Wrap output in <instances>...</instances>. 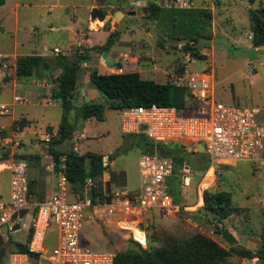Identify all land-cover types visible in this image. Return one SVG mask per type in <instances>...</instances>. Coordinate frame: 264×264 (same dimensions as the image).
I'll return each mask as SVG.
<instances>
[{"label":"rangeland","instance_id":"rangeland-1","mask_svg":"<svg viewBox=\"0 0 264 264\" xmlns=\"http://www.w3.org/2000/svg\"><path fill=\"white\" fill-rule=\"evenodd\" d=\"M149 1L151 0H146V4L140 6L133 14L129 13L133 6L128 0H108L114 5L106 11L110 15V20L115 23L112 31L116 32L108 52L109 56L115 59L116 65L108 66L104 73L130 72L137 68L141 70L142 78L164 83L179 81L175 68L180 65L185 67L186 64L193 70L206 68L214 74L218 99L227 104L258 107L264 110V77L258 70L260 65L264 67V45L257 48L251 45L249 23V9L257 7L262 0H255L254 3H250L249 0H188V7H177L174 0H154L167 8H211L212 36L208 41L199 42L198 53L201 58L194 57L190 61L186 60L184 55L187 54L186 51L179 48L185 41L164 36L157 21L148 18L146 6ZM96 2L95 0H4V3L0 5V25L2 26L0 53L16 52L19 55L39 53L44 50V45L50 49L56 46L62 51L72 53L75 50L87 49L88 60L80 64L82 68L78 71L83 76L85 72L94 69L92 59H100L101 54L92 48L93 45L79 44L83 37L75 30L73 31V28L86 29L89 21V5L97 4ZM53 4H67V6L53 7ZM108 5L109 3L106 2L98 7L106 9ZM114 11H123L125 15L117 19L113 16ZM73 15L76 16L77 21ZM16 21L17 31L15 32ZM51 25L54 26L53 30L49 29ZM103 28H110L109 21L104 22ZM92 30L95 31V29ZM103 33V29H100L98 35L91 38L92 42H100ZM14 39L17 42L15 49ZM161 42L163 45L160 44ZM8 55L7 57L3 55L0 63V81H5L0 82V106L4 105L5 110H8L0 114V125L10 123L12 114L18 118L21 114L26 115V111L33 113L31 118L34 119L32 121H37L36 126L42 122L55 125L61 118L62 109L55 100H52L53 96H51L52 99L49 98L50 104L43 102L34 105L29 102H14V95L21 97H27V95L20 86L14 87L13 81L7 82L14 74L13 56ZM101 61L104 63L102 58ZM117 63L121 65L120 68L117 67ZM32 78L33 75L25 77V80L31 83ZM92 101L105 105L104 119L93 118L91 127L85 128L86 138L79 141V148L83 153L111 155L112 163L109 167V179L105 182L106 187L119 188L125 184V188L136 190L140 185L141 176L139 159L143 154L142 147L145 140L148 141V139L144 135L142 139L139 135L123 134L120 129L119 110L110 108L111 101L100 91ZM84 102L89 101L88 99L83 102L73 100L74 107L68 114L75 130H81L83 126L80 111ZM13 124L5 129L0 128V132L5 131L7 136L18 140L20 137L13 136ZM32 129L36 130L34 127ZM21 141L19 139V145L10 148L15 158V155L23 154L20 149L25 148V144H21ZM40 141L37 140L43 145H49V142ZM193 143L190 140L172 141L161 147L174 160L183 158L189 161L188 171H184L183 165L167 183L169 188L173 189L172 196L179 201L186 200L191 205L189 210L193 211V215L188 214V211H182L180 216L172 217L171 230L156 226L151 228L152 224L142 219L138 227L137 220L129 223L119 221L112 223L113 229L107 228L106 223L102 221L84 222L80 231V244L95 251L110 250L116 254L118 251H126L133 247L134 244L130 239L134 240V237L145 241L141 244L134 240L141 247L147 248L148 246L159 247L165 240L161 236L163 232L181 239L189 238L199 232L230 251L229 257L223 264H260L255 258L247 259L236 255L233 250L235 248L255 249L260 244L261 235L264 234V156L262 155L258 161H221L219 167L214 168L210 165L205 153L181 148V145L188 147ZM71 147L72 143L67 140L58 145L57 149L65 152ZM4 168L5 165L0 163V170L3 169L0 171V193L6 195L9 171ZM123 172L126 174V183H124ZM186 176L189 177L188 185L184 184ZM203 189L212 193L219 191L230 193L232 205L237 210L220 222L211 220L210 215L205 214L201 207ZM32 190L29 193L30 199L33 202L41 200L35 192L31 193ZM198 196L201 202H197ZM28 226L29 218L26 217L18 231L14 234L9 233V236L14 241L25 243ZM154 231L158 233V236L160 235L159 241L150 239ZM56 240L57 229L51 223L46 230L44 241L49 251L56 245ZM3 241L8 251L13 244L11 245L7 238ZM4 255L2 256L3 264H7L6 255L5 257Z\"/></svg>","mask_w":264,"mask_h":264},{"label":"built area","instance_id":"built-area-1","mask_svg":"<svg viewBox=\"0 0 264 264\" xmlns=\"http://www.w3.org/2000/svg\"><path fill=\"white\" fill-rule=\"evenodd\" d=\"M174 2L177 7L189 6L188 0ZM53 51L61 53L58 47ZM186 53L187 61L194 59L190 52ZM2 57L0 55V63ZM178 80L177 83L184 85L188 92L190 108L186 113L189 114L179 113L172 106L154 103L119 109L122 133L144 135L153 146L151 152L140 156V185L136 190L106 187L112 158L109 154H102V195H96L92 200L89 191L93 182L90 179L86 180L82 193H74L64 174L65 156L61 155L56 189L47 199L32 206L27 162L15 158L10 149L19 145V139L13 140L0 134V154L8 152V158L1 159L0 163L10 172L8 199L0 200V237L7 238L1 232L2 225L8 228L17 224L21 226L24 223L23 212L30 206L33 208L27 230L30 232L27 251H8L7 264H114L113 251H95L80 244L84 222H98L104 217H111L112 223H116L122 220L119 216L124 214L128 222L137 220L138 227L139 216L148 211L157 210L164 217H176L182 211H189L191 205L186 200L176 202L169 191L167 182L173 176L175 162L160 152L167 142L193 141L191 146L186 147L189 151H197V145L201 143L212 167L220 165L221 161L260 159L264 151V110L227 104L218 99L214 74L206 68L193 70L185 64L184 73ZM43 85L39 83V86ZM13 99L16 103L29 102L27 97L17 95ZM5 109L4 105L0 106V112ZM13 136L18 137L16 134ZM53 136L48 135L42 141L49 142ZM85 138V131L74 130L69 138L71 150L78 155L83 154L79 141ZM183 169L188 171L185 165ZM184 184H189L188 176L184 177ZM197 202H201L199 196ZM51 223L56 226L57 240L49 251L44 241Z\"/></svg>","mask_w":264,"mask_h":264},{"label":"trees","instance_id":"trees-1","mask_svg":"<svg viewBox=\"0 0 264 264\" xmlns=\"http://www.w3.org/2000/svg\"><path fill=\"white\" fill-rule=\"evenodd\" d=\"M103 1V0H102ZM254 3L255 0H249ZM4 0H0V5ZM148 10V18L157 21L160 30L166 37L175 40L185 41L180 48L182 51L190 52L195 58H201L198 51L199 42L210 40L212 36V11L209 7L197 8H176L163 7L151 0L146 6ZM107 14L104 7H94L91 10V17L103 20ZM250 23V41L255 48L264 45V0L254 8L249 9ZM115 31H111L104 44L93 45L92 48L102 54L108 51L114 41ZM143 44L142 42L140 43ZM163 45V42L160 43ZM88 60V50H75L71 55L58 53L49 57L28 54L20 55L15 60V76L17 78L29 77L37 69L48 70L52 65L61 68L60 74L56 77V84L52 86V95L58 101L62 113L58 123L56 134L50 139L48 151L54 162V169L59 170L60 156L64 155V174L70 181L71 190L74 193H82L85 189L86 180L90 179L93 186L90 188L89 194L94 201L96 195H102L103 189V167L101 164L102 154L95 152H85L81 155L76 154L71 149L63 152L56 149V146L69 140L75 126L69 120V112L74 107L73 92L75 90L78 70L81 63ZM117 67L121 65L117 63ZM178 77L184 73V66L175 68ZM90 81L95 88L100 91L111 102L110 108L122 109L125 107L157 104L161 106H172L179 113H186L190 108L188 101V92L184 85L178 84L177 81H166L164 83L156 82L152 79L142 78L137 71L118 72V73H99L96 69L89 73ZM105 105L99 102H84L81 106L80 116L82 119L95 118L97 120L104 119ZM18 124V126H16ZM25 121H15L13 128L19 130L23 127ZM47 129L50 130L49 127ZM5 134V131L0 132ZM144 139L143 135H140ZM151 142L145 140L142 147L143 153L152 151ZM160 149L163 155L169 153ZM16 158L31 161L34 155L21 154L15 155ZM264 156V151H263ZM8 158V152L0 154V160ZM186 159L180 158L174 160L173 175L178 168H181ZM188 165L189 161H188ZM29 193L31 190V182L29 181ZM108 189L110 187H107ZM170 193L173 189L169 188ZM174 194V193H173ZM203 205L201 206L205 214L210 215L211 220L222 221L228 218L235 210H237L231 202L230 193L226 191L210 192L206 189L202 190ZM176 202H180L173 196ZM36 209V208H35ZM153 228V225L150 226ZM218 229V226H216ZM164 241L159 247L148 246L141 247L137 242L145 243L134 237L133 247L126 251H118L114 257V264H223L230 255V251L223 248L215 240L209 238L202 233H194L189 238H176L169 234L162 233ZM158 233L152 232L151 240L159 241ZM30 238V232L26 235L25 243L14 241L9 233L7 241L13 246L8 251H27L26 242ZM153 238V239H152ZM4 241L0 237V264H3L2 256H7ZM233 252L243 258H258L261 264H264V234L261 235L260 244L255 249L235 248ZM4 255V257H5Z\"/></svg>","mask_w":264,"mask_h":264},{"label":"crops","instance_id":"crops-1","mask_svg":"<svg viewBox=\"0 0 264 264\" xmlns=\"http://www.w3.org/2000/svg\"><path fill=\"white\" fill-rule=\"evenodd\" d=\"M96 1L97 0H95V2ZM128 1L130 2L129 4H131L133 6V9L131 11H129V13H133V14L135 13V10H137L140 6H144L146 4V0H128ZM106 2L109 3L108 6L113 8L114 5L111 4L110 2H108V0H103V1L99 0L96 2L97 4H90L89 5V21H88V25H87L86 29L79 30V29L73 28V31L75 30L77 34H80L83 37V38H81L82 41L78 42L79 44L82 43V44H85L86 46H87V44H88V46H92V45L98 44V43L103 44L105 42L108 34L110 33V31H112L115 28V23H113V20H110V15H108V14H106V16L103 20H101L99 18L93 19L91 17L92 8L98 7L102 4H105ZM52 6L53 7H61V6L66 7L67 4H64V5L63 4H59V5L53 4ZM114 12H116V11H114ZM122 13L124 16L125 13L123 11H122ZM73 18L76 20L75 15H73ZM108 21L110 23V28L109 29L103 28L104 22L107 23ZM1 27L2 26L0 25V29H1ZM49 29L53 30L54 26L53 25L49 26ZM92 29H95V31H93ZM100 29H103V32H104L103 36H102V40L100 42H92L91 38L97 36ZM14 31L15 32L17 31V21H16V24L14 26ZM13 46H14V49L17 47V42L15 39L13 42ZM54 48H57V47L55 46ZM43 49L44 50L42 52L32 53V54L40 55L44 58L45 57L47 58L51 55L56 54V53H54L53 49L47 48L45 45L43 46ZM33 51H35V50H33ZM50 51H53V53H50ZM61 53H64L66 55L72 54L71 51H62V50H61ZM8 54L13 56L12 65H13L14 74L7 82L9 83V82L13 81L14 87L20 86V89L26 93L27 98L29 99V103H34V105H38V104H42L43 102H46V103L50 104L51 103L50 100L52 99L51 96H53L52 95V86L56 84L55 79L60 74L61 68L56 67L55 65H52L51 68H49L48 70L37 69L33 72V74H32L33 78L31 80V83H29L25 80V78H17L15 76L16 56H20L21 54L19 55L16 52H13L11 54L7 53V52L0 53V55H4L5 57H7ZM24 55H28V54H24ZM92 60L94 63V69H96L99 73H104V71H106L108 69V66L104 65V63L101 61V55H100V59H97V60L92 59ZM86 65L87 64L85 63V66ZM80 68H82L81 65L79 66V69ZM135 69L136 70H133V71H137L140 74L141 70L137 69V68H135ZM90 72H91V70L85 72L83 74V76L81 75L80 72H78V78H77L75 90L73 92V94H74L73 100L74 101L83 102V101H85V99H88V101L90 102L95 97L98 96V90L95 88V86L90 81V77H89ZM29 77H31V76H29ZM26 78H28V77H26ZM0 82L4 83L5 81L1 80ZM39 83H44V85L39 86ZM14 96H16V95H14ZM49 98H51V99L49 100ZM52 100H55L58 103V101L54 97ZM0 114H4V112H0ZM29 115H31V116H29ZM31 117H33V113H31L30 111H26V115L21 114L18 118L14 114H12L11 115V122L1 124L0 128L5 129L6 127L11 126L13 124V122L17 119L25 121V124L23 127H21L19 130H15L13 128L12 132L14 135L16 134V135H18V137H20L19 139L22 140L21 144H25V146H24L25 148L20 149L21 152L23 154L34 155L33 158L30 159L31 161H34V162H31V161L29 162L26 160L25 161L27 162V179H28V182L29 181L31 182V190H32V186H33V190L31 193L35 192V195L37 197H41V200H39L37 202H35V201L33 202L30 199L32 206H35L38 203L47 199L54 192V190L56 189V183H57V171L54 169V166H53L54 162H53L51 154L48 151L49 145L48 146L43 145V144L37 142V140H41L40 142H42V139L44 137H46L48 135H55L59 122H57L55 125H52L49 122H42L39 124V126H36L35 124H37V121H32L34 119H32ZM34 122H36V123H34ZM82 122H83L82 123V125H83L82 129L78 130V131H85V128L87 126L91 127V124H93V117L87 118V119H82ZM32 127L36 128V130L32 129ZM47 127H49L50 130L47 129ZM2 135H6V134H2ZM136 136H138V135H136ZM57 147L58 146H56V149H57ZM184 149L189 151L186 147ZM193 151L194 150H192V152ZM184 165L186 167H189L188 161H186L184 163ZM213 167L216 168V165H213ZM2 170L3 169H1L0 171H2ZM122 175L124 178V183H126L125 182V178H126L125 172H123ZM108 176H109V174H108ZM0 181H1V178H0ZM124 185L125 184H123L119 188H125ZM9 186H10V172H9L8 177H7V194L4 195L1 192L0 193V200H7L8 199ZM32 206H30L28 209H26L24 211V220L26 219V217H28L29 223H30V215L32 214V210H33ZM99 210H103V209H99ZM192 212L193 211L189 210L187 213L190 215H193ZM119 218H122L121 221H123L125 223H129V222L125 221L126 219H125L124 214L120 215ZM112 219L113 218H111V217H108V218L104 217L100 221H102L104 224L106 223L105 225L107 226V228L113 229V227H111V226H113L112 225ZM139 219L140 220L141 219L146 220V222L151 223L153 226L164 227L168 230H171V226L173 224L172 217H164L157 210H152V211L142 213L139 216ZM100 221H98V222H100ZM27 230H26V235L28 232ZM17 231L18 230L12 231L10 233L14 234Z\"/></svg>","mask_w":264,"mask_h":264},{"label":"water","instance_id":"water-1","mask_svg":"<svg viewBox=\"0 0 264 264\" xmlns=\"http://www.w3.org/2000/svg\"><path fill=\"white\" fill-rule=\"evenodd\" d=\"M111 7L110 6H106V9L109 10ZM123 13L121 11H116L114 12L113 16L115 18H119L120 16H122ZM200 48V47H199ZM50 53H53V51H50ZM101 58L103 59L104 63L109 66V67H114L116 65V61L109 56V52L108 51H103L102 54H101ZM258 70L261 72L262 76L264 77V67L262 65H260L258 67ZM181 148H185V146H181ZM197 151L198 152H203L204 153V147L201 145V143H199L197 145ZM219 167V165H216V168ZM20 228V225H14L13 227L11 228H8L7 225H2L1 226V232L4 234V235H7L9 232H12V231H16Z\"/></svg>","mask_w":264,"mask_h":264}]
</instances>
